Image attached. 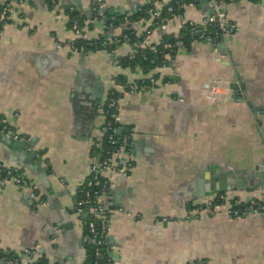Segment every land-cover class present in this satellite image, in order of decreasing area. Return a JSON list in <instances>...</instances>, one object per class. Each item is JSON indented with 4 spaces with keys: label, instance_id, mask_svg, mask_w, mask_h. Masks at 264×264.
Instances as JSON below:
<instances>
[{
    "label": "crops",
    "instance_id": "1",
    "mask_svg": "<svg viewBox=\"0 0 264 264\" xmlns=\"http://www.w3.org/2000/svg\"><path fill=\"white\" fill-rule=\"evenodd\" d=\"M7 1L0 0V9ZM91 1H65L54 8L42 0L14 3L12 21L0 36V119L6 120L15 139L34 143L32 168L16 167L42 201L34 205L10 181L0 189L1 259L86 264L93 245L84 217L72 208L77 188L98 156L93 143L102 135L113 77L123 75L135 83L152 72L121 65L129 42L111 52L56 47L73 38L70 5L88 20ZM101 1L107 8L133 14L148 3L159 12L172 0ZM226 12L239 27L226 44V55L244 90L230 93L223 53L207 40H196L170 58L161 72L170 81L159 79L140 93L119 89L124 130L118 137L131 142L133 168L112 188L119 207L108 202L107 254L112 264H264V212L232 217L223 211H194L206 197L198 195L197 179L209 169L216 185L236 188L232 173L242 181L240 190L223 193L264 198V173L256 175L254 170L264 160V0H236ZM207 13V4L197 0L183 14L156 26L153 39L178 37L184 22L198 24ZM106 16V29L86 24L90 36L103 30L112 37L125 32L128 24L121 16ZM151 21H135V33L141 35ZM216 79L222 84H215ZM9 154L16 159L9 146L0 145V163L10 165ZM42 172L46 181L39 177ZM205 180L202 194L210 183Z\"/></svg>",
    "mask_w": 264,
    "mask_h": 264
},
{
    "label": "built area",
    "instance_id": "2",
    "mask_svg": "<svg viewBox=\"0 0 264 264\" xmlns=\"http://www.w3.org/2000/svg\"><path fill=\"white\" fill-rule=\"evenodd\" d=\"M28 0H8L6 4L0 9V36L3 35L4 30L11 23V12L14 3L19 4ZM65 1L72 0H42L47 7L54 8L61 5ZM236 0H205L208 6V13L202 18L200 23L189 21V33L193 40H207L213 44L224 42L227 37H231L238 32L237 24L229 21L227 17V7L230 3ZM177 4L182 5V1H176ZM194 3L190 2L183 4L184 8L193 7ZM70 13L74 12L73 5L69 7ZM106 5L101 0H92L90 16L88 20L79 18L77 16L70 17V27L73 33V38L69 41L57 42L56 47H66L72 51L85 53L88 46L93 47L94 51L100 50L112 51V48L124 42L131 40L130 35L124 32L120 36H110L106 30H103L97 36H90L86 29V24H93L94 21H102L106 17ZM174 7L169 5L166 7V12H173ZM140 10H138L139 12ZM147 13L157 17L158 12L153 8H149ZM115 19H111L114 22ZM123 22H127V30L134 32L133 24L134 18L132 14L126 13L121 16ZM108 21V20H107ZM107 21H103L102 28L106 29ZM109 26L113 24L109 23ZM159 24L152 22L144 32L140 35V47H148L151 51L162 56L161 68H166V59L169 55L166 53H174L180 48L185 49L182 39H176L173 43L156 41L153 38L154 29ZM80 41H83L80 43ZM161 46V49L157 47ZM106 50V51H107ZM108 51V52H109ZM136 49L131 48L125 58L132 60L136 56ZM146 78V77H144ZM141 84L128 82L127 84H120L117 82V76L113 77V85L110 88L109 97L105 104L103 113L106 120L101 128L102 135L93 143V150L98 155L90 165L89 173L84 181L77 188V197L73 204V211L82 216L84 210H87V215L84 221L87 225L89 237L93 240L94 247V262L93 264H112L110 257L104 260L105 252L108 251L107 235L109 231V224L107 212L110 202L113 198L112 188L116 181L126 178L133 168V159L130 153L129 140L126 137H118L116 134V127L119 123L118 102L120 91H127L129 93H140L154 87L158 80L153 76H148L146 79H141ZM147 80V81H144ZM216 79L215 84H222V81ZM215 93V91H213ZM11 128L4 119H0V134H11ZM103 136L106 139V147L102 148ZM96 147L100 150L97 151ZM8 181L15 184L21 191L25 192L30 201L38 206L42 201L40 195L27 178L24 171L19 167L12 165H5L0 163V189ZM195 212H203L208 215H216L223 211L228 216L232 217H246L250 215H257L264 212V198L250 197L248 199H241L229 195L228 193H213L206 196L204 200L196 205ZM29 252V251H27ZM0 251V255H1ZM108 255V254H107ZM9 264H19L18 259H11Z\"/></svg>",
    "mask_w": 264,
    "mask_h": 264
},
{
    "label": "water",
    "instance_id": "3",
    "mask_svg": "<svg viewBox=\"0 0 264 264\" xmlns=\"http://www.w3.org/2000/svg\"><path fill=\"white\" fill-rule=\"evenodd\" d=\"M76 1L78 0H73L74 3H77ZM205 2V0H202ZM67 6L70 5L66 3ZM76 11V9H75ZM209 11V10H208ZM106 13L107 15H114V14H118V16H124L127 11L124 9V8H121V9H111V8H107L106 9ZM108 20V16L104 17L102 21H94L93 24L96 25L98 28H101L102 25H103V21H107ZM230 41V37H227L224 42L222 43H219V44H216V47H218L221 51V53H223V57L221 58V62L223 64V76L226 77L227 79H229V84H228V87H229V90H230V93H234L235 91H238V90H244L245 89V84L243 81H241V79L239 78H235L234 76V72L232 71L231 69V64H230V61H229V58L228 56L226 55V44L229 43ZM254 111V109H252ZM118 128L116 130V134L117 136H119L121 133L120 131L124 130V127L123 125L119 122L117 124ZM264 133V132H263ZM14 134L11 133L9 135L7 134H0V145L1 146H4V147H7L8 146L12 149L14 155L16 157V159H12L11 155L9 154V163L10 165L12 166H17V165H22V164H25L27 166H29V168H32V160L35 158L36 156V150L34 149V143L33 142H30V141H25V140H21L19 138L15 139L14 138ZM82 138L84 139L85 137L82 136ZM262 141L264 142V134H263V138H262ZM131 145V142H129V146ZM24 147H29V149L27 151L24 150ZM13 160V161H12ZM41 164V160H38L36 162V165L39 166ZM255 167V174L258 175V174H263L264 173V160L262 161H259V163L257 165L254 166ZM220 178H223V176L225 175L224 173L220 174ZM219 176V175H218ZM39 177L43 180V181H46V174L45 173H41L39 174ZM231 178L235 180V182L237 183V187L234 188V186H232V188L230 189V187H228L227 185H224L223 183L222 184H217L214 183L213 181L217 179L216 176H214L212 170H207L205 172H201L200 175H199V178L197 179V186H198V195L199 196H203V195H206V196H209L213 193H222V192H225V191H228V190H240L241 187V183L242 181L235 175V174H231ZM237 178V179H236ZM205 179H209L210 183L207 184V186H205V189H206V193L205 194H202L203 191L200 190V187L202 185V182H206ZM115 195H117L115 193ZM118 200V201H117ZM112 204L113 206H117L119 207V198L117 196H114V198L112 199ZM112 206L110 205V208ZM87 215V210H84L83 213H82V216L85 217ZM155 231H156V228H155ZM107 239H111V237L107 236ZM0 264H9L8 261L5 259H1L0 258ZM66 264H70V262H67Z\"/></svg>",
    "mask_w": 264,
    "mask_h": 264
},
{
    "label": "trees",
    "instance_id": "4",
    "mask_svg": "<svg viewBox=\"0 0 264 264\" xmlns=\"http://www.w3.org/2000/svg\"><path fill=\"white\" fill-rule=\"evenodd\" d=\"M176 1L178 0H172L170 2H168L164 8L161 9V11H157L158 12V16L157 17H154L152 15H150L149 13H147V10L149 8H153L154 10H156L152 4L148 3L144 6H142L140 8V11L138 12H135L132 14V17L134 18V21H137L139 19H151V24L152 22H157L158 24L167 21L168 19H171L173 16H178V15H181L183 14L185 8L183 7V4H187V3H190V2H193L194 4L197 2V0H180L182 1V5L180 4H177ZM173 6L174 7V10L173 12L171 13H167L166 12V7L167 6ZM78 16V13L76 12H73V13H69V16L70 17H73V16ZM81 18V17H79ZM189 21H186L184 22V24L182 25V28H181V32H180V35L178 37H175V38H170L168 39L167 37H164L162 39L163 42H170V43H173L176 39H182L183 43H184V47L185 48H188L192 42L196 41V40H193V37L190 35L189 33ZM125 32H127L130 37H131V40L129 41V44L131 46V48H135L136 49V56L134 59L132 60H129L127 58H123L122 60V63L121 65L123 67H127L129 68L130 70H136V69H140L141 71L145 72V73H149V72H152V75L153 77H155L157 80L161 79L162 82H168L170 81L169 80V77L168 75H162L161 72H162V68L160 67L161 65V59H162V56L159 55V54H156L154 53L153 51H151L148 47H140L139 46V42L141 41V36L140 35H137L136 33L134 34L133 31L131 30H125ZM161 41V42H162ZM204 41H206L204 39ZM83 42V41H80V43ZM158 48L161 49V46H158ZM99 50L100 49H103V48H98ZM114 49V47L112 48V50ZM107 50V49H105ZM86 52H89V51H94L93 47H90L88 46L85 50ZM109 51V50H107ZM178 49L175 50L174 53H166V55H169L170 58H172L176 53H177ZM111 52V51H109ZM169 59H166V67L169 66V61H171ZM159 69L160 71L159 72H155L154 70L155 69ZM165 69V68H164ZM147 78V77H146ZM146 78H143V79H146ZM141 81L142 80H138L135 82V84H141ZM144 81H147V80H144ZM117 82L120 83V84H127L128 83V80L126 79L125 76L123 75H118L117 76ZM106 147V139L105 137L103 136V145H102V148ZM97 151L100 150L99 147H96ZM86 225V224H85ZM86 228V232L87 234L89 235L88 233V229H87V225L85 226ZM94 243L92 246H90V250L88 251V256H87V259H86V264H93L94 262ZM107 258H109V256L107 255V253L105 252V255H104V260H106ZM112 263V261H111Z\"/></svg>",
    "mask_w": 264,
    "mask_h": 264
},
{
    "label": "bare ground",
    "instance_id": "5",
    "mask_svg": "<svg viewBox=\"0 0 264 264\" xmlns=\"http://www.w3.org/2000/svg\"><path fill=\"white\" fill-rule=\"evenodd\" d=\"M193 208V207H192Z\"/></svg>",
    "mask_w": 264,
    "mask_h": 264
}]
</instances>
